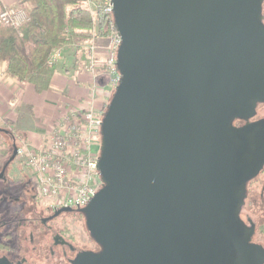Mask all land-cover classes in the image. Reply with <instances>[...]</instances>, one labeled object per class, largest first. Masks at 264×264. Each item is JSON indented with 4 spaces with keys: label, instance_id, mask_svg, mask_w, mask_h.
<instances>
[{
    "label": "water",
    "instance_id": "obj_1",
    "mask_svg": "<svg viewBox=\"0 0 264 264\" xmlns=\"http://www.w3.org/2000/svg\"><path fill=\"white\" fill-rule=\"evenodd\" d=\"M260 1L111 0L120 80L81 208L101 250L74 264H248L237 213L261 161L231 122L264 100Z\"/></svg>",
    "mask_w": 264,
    "mask_h": 264
},
{
    "label": "flooded vegetation",
    "instance_id": "obj_2",
    "mask_svg": "<svg viewBox=\"0 0 264 264\" xmlns=\"http://www.w3.org/2000/svg\"><path fill=\"white\" fill-rule=\"evenodd\" d=\"M259 17L264 26V0ZM249 104V117L234 118L231 128L245 132L250 163L261 162L244 184L237 217L251 250L248 264H264V100L254 98ZM15 160L0 178V264H74L84 253L100 252L81 208L52 207L39 198L20 168H10Z\"/></svg>",
    "mask_w": 264,
    "mask_h": 264
},
{
    "label": "built area",
    "instance_id": "obj_3",
    "mask_svg": "<svg viewBox=\"0 0 264 264\" xmlns=\"http://www.w3.org/2000/svg\"><path fill=\"white\" fill-rule=\"evenodd\" d=\"M84 6L94 14L100 8L110 16L107 23L109 45L104 62L96 56L95 35L84 45L85 68L96 79L98 70L109 76L105 98L111 99L120 77L116 68V53L120 44L113 23L111 0H84ZM29 20L20 6L0 9V24L19 28ZM63 48L54 49L47 63L57 64L62 58ZM95 85L93 88L95 89ZM103 112H94L80 106L67 108L55 122L51 132L35 145L20 142L16 147V157L21 159L28 170L39 198L52 207H85L101 187V177L97 170L98 156L95 146L100 145V127Z\"/></svg>",
    "mask_w": 264,
    "mask_h": 264
},
{
    "label": "trees",
    "instance_id": "obj_4",
    "mask_svg": "<svg viewBox=\"0 0 264 264\" xmlns=\"http://www.w3.org/2000/svg\"><path fill=\"white\" fill-rule=\"evenodd\" d=\"M29 20L19 28L0 24V64L19 83L33 86L37 93L47 91L58 64H48L49 54L63 48L86 60L84 45L93 35L109 36L110 16L96 8L94 14L84 0H21ZM76 61V60H75ZM6 151L0 150V155Z\"/></svg>",
    "mask_w": 264,
    "mask_h": 264
},
{
    "label": "crops",
    "instance_id": "obj_5",
    "mask_svg": "<svg viewBox=\"0 0 264 264\" xmlns=\"http://www.w3.org/2000/svg\"><path fill=\"white\" fill-rule=\"evenodd\" d=\"M20 1L0 0V9L18 6ZM75 60L70 51L64 50L49 89L42 93H37L33 86L19 83L6 75L4 64H0V150L5 141L2 134L14 144L12 133L16 131L24 140L38 144L71 106H91L95 111L103 112L106 102L92 96L91 82L95 79L86 70L85 60L78 56ZM96 80V83L99 81L103 84L105 73H99Z\"/></svg>",
    "mask_w": 264,
    "mask_h": 264
},
{
    "label": "rangeland",
    "instance_id": "obj_6",
    "mask_svg": "<svg viewBox=\"0 0 264 264\" xmlns=\"http://www.w3.org/2000/svg\"><path fill=\"white\" fill-rule=\"evenodd\" d=\"M95 43L97 45L96 56H97V58H98L99 61L104 62V60L107 58V50H106V48L109 45V40L107 38H98V39H96ZM98 73H102V69L101 68L98 70ZM96 81H97L96 79L94 81L92 79V82H91L92 83V87H91L92 88V91H91V93H92V96L95 99L96 98L103 99L104 102H106V104H104V107H103V110H102L103 113H104L105 110H106V107L108 106L109 100H110V99L105 98V96H104L105 91L107 89L105 87V85L109 82V76L105 74V81H104L103 84L100 83L99 81L96 83ZM94 84H96L95 85V89L93 88V85ZM91 108H92L91 106L85 107V109H91ZM93 111L94 112H100V111H95L94 109H93ZM2 135H3V139L5 141H3V143H2L1 150H2V152L5 150L6 153L5 154H2L0 156V168L8 160V158L11 156V153H12V145H13L12 140H10L8 137H6L5 134H2ZM12 135L15 138L14 139L15 140L14 141V144L16 145V147L19 146L20 145V142H22V141L26 142L29 146L35 145V144H32L31 141L24 140L23 139L24 137L20 133H18L17 131L14 132V133H12ZM99 150H100V145L97 146L96 149L94 148V152H95V154L97 156H99ZM12 165L13 166H11L10 168H13V167H14L13 169H15V167L16 168H20L22 176L26 177L25 179H27V181L31 182V180H32L31 179V176H30L28 170L25 168L24 163L21 161V159H19V158L16 157V160H15V162ZM30 185H31V183H30Z\"/></svg>",
    "mask_w": 264,
    "mask_h": 264
}]
</instances>
